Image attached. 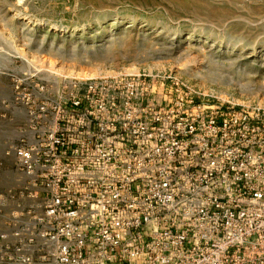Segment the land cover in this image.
Segmentation results:
<instances>
[{
  "label": "built area",
  "instance_id": "1",
  "mask_svg": "<svg viewBox=\"0 0 264 264\" xmlns=\"http://www.w3.org/2000/svg\"><path fill=\"white\" fill-rule=\"evenodd\" d=\"M158 81L13 80L39 210L0 232V264H264V107Z\"/></svg>",
  "mask_w": 264,
  "mask_h": 264
},
{
  "label": "rangeland",
  "instance_id": "2",
  "mask_svg": "<svg viewBox=\"0 0 264 264\" xmlns=\"http://www.w3.org/2000/svg\"><path fill=\"white\" fill-rule=\"evenodd\" d=\"M25 73L143 75L195 101L264 107V0H0V232L39 210L9 150Z\"/></svg>",
  "mask_w": 264,
  "mask_h": 264
}]
</instances>
